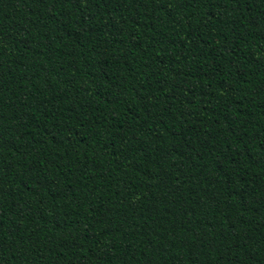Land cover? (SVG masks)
Segmentation results:
<instances>
[{"label":"trees","instance_id":"16d2710c","mask_svg":"<svg viewBox=\"0 0 264 264\" xmlns=\"http://www.w3.org/2000/svg\"><path fill=\"white\" fill-rule=\"evenodd\" d=\"M0 264H264V0H0Z\"/></svg>","mask_w":264,"mask_h":264}]
</instances>
